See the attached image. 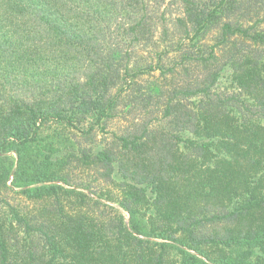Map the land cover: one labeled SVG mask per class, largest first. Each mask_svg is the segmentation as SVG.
Wrapping results in <instances>:
<instances>
[{
    "label": "trees",
    "instance_id": "16d2710c",
    "mask_svg": "<svg viewBox=\"0 0 264 264\" xmlns=\"http://www.w3.org/2000/svg\"><path fill=\"white\" fill-rule=\"evenodd\" d=\"M0 264H264V0H0Z\"/></svg>",
    "mask_w": 264,
    "mask_h": 264
},
{
    "label": "rangeland",
    "instance_id": "374dc122",
    "mask_svg": "<svg viewBox=\"0 0 264 264\" xmlns=\"http://www.w3.org/2000/svg\"><path fill=\"white\" fill-rule=\"evenodd\" d=\"M131 118V115L128 117H122L120 120H118V125L124 126Z\"/></svg>",
    "mask_w": 264,
    "mask_h": 264
}]
</instances>
